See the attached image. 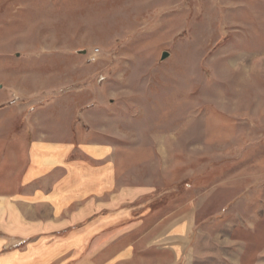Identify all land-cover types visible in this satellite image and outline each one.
Returning a JSON list of instances; mask_svg holds the SVG:
<instances>
[{
  "label": "rangeland",
  "instance_id": "rangeland-1",
  "mask_svg": "<svg viewBox=\"0 0 264 264\" xmlns=\"http://www.w3.org/2000/svg\"><path fill=\"white\" fill-rule=\"evenodd\" d=\"M36 134L113 144L152 184L128 264L159 262L160 219L184 264H264V0H0L1 191Z\"/></svg>",
  "mask_w": 264,
  "mask_h": 264
},
{
  "label": "crops",
  "instance_id": "crops-1",
  "mask_svg": "<svg viewBox=\"0 0 264 264\" xmlns=\"http://www.w3.org/2000/svg\"><path fill=\"white\" fill-rule=\"evenodd\" d=\"M121 157L110 143L76 144L36 134L18 183L0 190V264H50L61 257L71 258L67 264L136 260L137 231L146 225L149 206L139 201L154 187L122 171ZM163 221L156 233L145 227L144 251L162 258L173 248V264H184L186 223ZM161 258L157 264H170Z\"/></svg>",
  "mask_w": 264,
  "mask_h": 264
},
{
  "label": "water",
  "instance_id": "water-1",
  "mask_svg": "<svg viewBox=\"0 0 264 264\" xmlns=\"http://www.w3.org/2000/svg\"><path fill=\"white\" fill-rule=\"evenodd\" d=\"M169 55H170L169 52H164V53L162 54V59H163V60L166 59L167 57H169Z\"/></svg>",
  "mask_w": 264,
  "mask_h": 264
}]
</instances>
